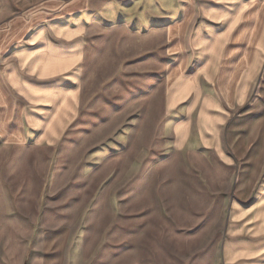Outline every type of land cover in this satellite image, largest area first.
Here are the masks:
<instances>
[{"label":"rangeland","instance_id":"rangeland-1","mask_svg":"<svg viewBox=\"0 0 264 264\" xmlns=\"http://www.w3.org/2000/svg\"><path fill=\"white\" fill-rule=\"evenodd\" d=\"M10 1L1 19L21 8ZM93 1L97 16L116 15L108 7L116 0ZM146 1L118 0L119 17L135 20L88 21L78 112L59 141L0 140V264H221L238 172L200 148L194 125L174 147L180 115L164 106L175 61L166 35L187 0H148V10ZM187 57L189 74L197 59ZM178 80L176 99L190 88ZM255 98L251 118L264 113V77ZM259 180L252 196L264 194V164Z\"/></svg>","mask_w":264,"mask_h":264},{"label":"crops","instance_id":"crops-1","mask_svg":"<svg viewBox=\"0 0 264 264\" xmlns=\"http://www.w3.org/2000/svg\"><path fill=\"white\" fill-rule=\"evenodd\" d=\"M130 1L143 8L145 0ZM10 2L0 0V140L53 144L78 112L75 82L85 60L88 21L135 19L119 17L118 0L108 3L113 17L97 16L95 7L93 13V0H19L21 8L1 19L13 7ZM145 5L148 10V0ZM181 6L185 12L166 35L173 45L166 53L175 61L164 106L166 115H180L173 123V145L184 147L194 125L200 148L237 170L221 264H264V194L260 188L252 196L250 188L259 183L264 164V113L247 116L262 101L251 102V90L264 77V0H187ZM123 9L129 11V5ZM192 53L197 65L186 74ZM175 77L190 87L179 99ZM203 113L207 128L199 125Z\"/></svg>","mask_w":264,"mask_h":264}]
</instances>
